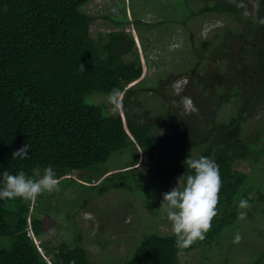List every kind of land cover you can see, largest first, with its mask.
I'll return each instance as SVG.
<instances>
[{"label": "trees", "instance_id": "16d2710c", "mask_svg": "<svg viewBox=\"0 0 264 264\" xmlns=\"http://www.w3.org/2000/svg\"><path fill=\"white\" fill-rule=\"evenodd\" d=\"M91 1L0 0V172L23 171L26 176L36 178L37 170L42 175L43 169L52 165L60 181L74 172L85 174L107 163L116 153L131 149L133 156L127 165L115 170L117 172H103L95 183L85 181L86 186L97 188L107 183L110 188L126 183L130 193L141 192L140 195L145 193L143 197H148L147 192L155 189L158 183L175 184L177 177L186 173L183 161L190 153L193 157L204 155L214 159L220 165L222 188L218 215L205 239L181 249L176 246L175 233L145 234L124 263L182 264L180 254L212 246L225 232L237 226L242 210L238 207L240 199L253 204L249 188L251 176L234 166L237 161L249 160L257 166L264 156V137L261 142L243 139L232 143L220 139L217 144L208 146L206 134L188 125L180 115L170 114L169 119L150 123L144 122L139 114H132L134 107L143 104L133 98L138 95L135 89L143 81L136 43L123 30L94 39L91 35L94 17L84 12ZM185 1L188 4L194 0ZM196 1L204 3L203 12L230 15L245 24L262 64L263 87L264 25L243 17L232 0ZM260 15H264V9ZM125 23L122 20L115 24ZM139 25L137 21L135 28ZM231 35L232 30L222 35V42L211 53L217 55L227 50ZM203 47L200 50L207 52L205 44ZM207 58L211 63L213 57L207 55ZM80 63L85 66V73L79 70ZM202 81L197 80L199 84H207L206 91L210 80ZM134 82V88H127ZM241 86L236 85L231 91L238 93ZM113 89L120 90L118 97L122 95L125 119L119 113H110L105 104L91 100L94 94L113 96ZM210 99L217 107L229 101ZM243 120V113L238 110L236 116L218 128L230 130ZM161 126L163 133L159 131ZM28 143L31 146L29 157L13 159V152ZM139 149L146 153L141 162ZM167 149L170 157L162 155L160 161L173 160L170 166L156 163L138 170L144 160L154 161ZM253 152H257L255 158L251 157ZM14 200L0 201V235L13 240L9 249L0 244V264H94L88 251L80 245L71 248L62 244L57 249L46 244L36 245V238H41L49 226L39 218L32 219L28 207L25 219L20 211L10 215L12 218L8 220L6 209ZM28 219H31L33 235L29 234ZM251 264H264V252Z\"/></svg>", "mask_w": 264, "mask_h": 264}, {"label": "rangeland", "instance_id": "374dc122", "mask_svg": "<svg viewBox=\"0 0 264 264\" xmlns=\"http://www.w3.org/2000/svg\"><path fill=\"white\" fill-rule=\"evenodd\" d=\"M203 5L196 0L188 4L185 0H93L85 6L84 12L94 17L91 25L94 39L123 30L136 43L143 81L135 87L138 95L133 98L143 104L134 107L132 114L137 113L144 122L150 123L169 119L170 114L180 115L188 125L206 134L208 146L217 144L220 139L232 143L243 139L261 142L264 137V86H261L262 64L255 53L254 39L249 38L250 31L239 18L203 12ZM122 20L127 23L115 24ZM137 21L140 23L138 29L135 28ZM228 30H232L228 49L213 55L211 51L222 42V35ZM203 44L207 52L200 50ZM207 55L213 57L211 63ZM198 79L210 80L206 91L207 84H199ZM239 84L242 86L234 94L231 88ZM211 97L229 101L217 107ZM91 100L105 104L110 113H119L125 119L122 95L94 94ZM238 110L243 113L242 123L230 130L218 128L236 116ZM159 131L164 132L162 126ZM145 155L139 149V162ZM162 155L170 157V151L165 150L154 161L144 160L138 170L156 163L170 166L173 160L161 162ZM132 156V150L127 149L85 174L74 172L59 181L58 190L44 192L34 201L15 198L7 206L6 218L10 220L15 212L22 211L20 214L25 219L28 207L32 219L39 218L49 226L41 238L35 237L36 245L46 244L54 249L62 244L71 248L80 245L88 251L94 264H124L145 234L174 233L160 207L163 194L176 183H158L155 189L147 192L148 197H143L145 193L140 195L141 192L130 193L126 183L110 188L107 183L97 188L86 186V182L98 181L105 171L123 168ZM234 168L251 176L249 188L253 204L241 210L237 226L225 232L212 246L180 254L182 264H251L264 252V156L257 166L251 160L237 161ZM35 175L39 178L41 171L37 170ZM237 234L240 240L235 243ZM12 241L10 236L0 235L3 248H11Z\"/></svg>", "mask_w": 264, "mask_h": 264}, {"label": "clouds", "instance_id": "9594fccd", "mask_svg": "<svg viewBox=\"0 0 264 264\" xmlns=\"http://www.w3.org/2000/svg\"><path fill=\"white\" fill-rule=\"evenodd\" d=\"M232 3L243 17L264 25V15H260L264 0H232ZM79 70L85 73V66L81 63ZM119 94V89H113V96ZM30 147L28 143L13 152V159H27ZM183 166L187 169L186 173L177 177L176 186L163 194L160 207L177 235L176 246L181 249L189 247L196 240L205 239L212 228L213 219L218 215L222 188L220 165L214 159L204 155L193 157L190 153ZM58 186L59 178L52 165L46 166L39 178L26 176L23 171L16 174L3 171L0 172V201L15 198L34 201L44 192L58 190ZM238 207L248 208V200L240 199ZM239 240L237 234L234 242L238 243Z\"/></svg>", "mask_w": 264, "mask_h": 264}, {"label": "built area", "instance_id": "2783aa9c", "mask_svg": "<svg viewBox=\"0 0 264 264\" xmlns=\"http://www.w3.org/2000/svg\"><path fill=\"white\" fill-rule=\"evenodd\" d=\"M29 234H30V235H33L31 225H30V227H29Z\"/></svg>", "mask_w": 264, "mask_h": 264}, {"label": "bare ground", "instance_id": "6f19581e", "mask_svg": "<svg viewBox=\"0 0 264 264\" xmlns=\"http://www.w3.org/2000/svg\"><path fill=\"white\" fill-rule=\"evenodd\" d=\"M135 83V82H134Z\"/></svg>", "mask_w": 264, "mask_h": 264}]
</instances>
